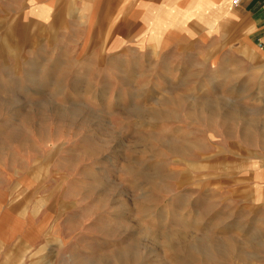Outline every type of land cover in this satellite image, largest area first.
Instances as JSON below:
<instances>
[{
    "label": "rangeland",
    "instance_id": "rangeland-1",
    "mask_svg": "<svg viewBox=\"0 0 264 264\" xmlns=\"http://www.w3.org/2000/svg\"><path fill=\"white\" fill-rule=\"evenodd\" d=\"M226 12L0 0V264H264V52Z\"/></svg>",
    "mask_w": 264,
    "mask_h": 264
},
{
    "label": "crops",
    "instance_id": "crops-1",
    "mask_svg": "<svg viewBox=\"0 0 264 264\" xmlns=\"http://www.w3.org/2000/svg\"><path fill=\"white\" fill-rule=\"evenodd\" d=\"M224 7L227 9L226 28L231 31L233 40L264 52V0H241L233 8L224 0Z\"/></svg>",
    "mask_w": 264,
    "mask_h": 264
},
{
    "label": "built area",
    "instance_id": "built-area-1",
    "mask_svg": "<svg viewBox=\"0 0 264 264\" xmlns=\"http://www.w3.org/2000/svg\"><path fill=\"white\" fill-rule=\"evenodd\" d=\"M239 2H240V0H232V4L235 5V6H236Z\"/></svg>",
    "mask_w": 264,
    "mask_h": 264
}]
</instances>
